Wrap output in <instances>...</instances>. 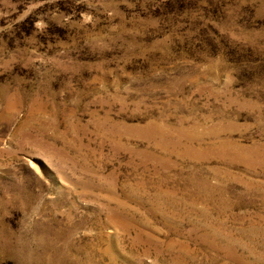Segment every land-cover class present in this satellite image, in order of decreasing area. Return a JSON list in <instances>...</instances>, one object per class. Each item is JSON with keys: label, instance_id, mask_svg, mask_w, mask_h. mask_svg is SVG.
<instances>
[{"label": "rangeland", "instance_id": "rangeland-1", "mask_svg": "<svg viewBox=\"0 0 264 264\" xmlns=\"http://www.w3.org/2000/svg\"><path fill=\"white\" fill-rule=\"evenodd\" d=\"M0 264H264V0H0Z\"/></svg>", "mask_w": 264, "mask_h": 264}]
</instances>
